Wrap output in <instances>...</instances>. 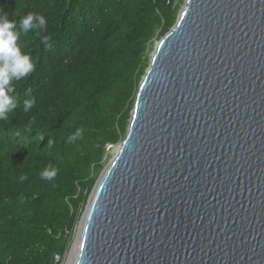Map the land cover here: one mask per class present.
<instances>
[{
	"label": "water",
	"instance_id": "1",
	"mask_svg": "<svg viewBox=\"0 0 264 264\" xmlns=\"http://www.w3.org/2000/svg\"><path fill=\"white\" fill-rule=\"evenodd\" d=\"M76 243L73 264H264V0H184Z\"/></svg>",
	"mask_w": 264,
	"mask_h": 264
},
{
	"label": "trees",
	"instance_id": "2",
	"mask_svg": "<svg viewBox=\"0 0 264 264\" xmlns=\"http://www.w3.org/2000/svg\"><path fill=\"white\" fill-rule=\"evenodd\" d=\"M174 0H0V264H55L125 138Z\"/></svg>",
	"mask_w": 264,
	"mask_h": 264
},
{
	"label": "rangeland",
	"instance_id": "3",
	"mask_svg": "<svg viewBox=\"0 0 264 264\" xmlns=\"http://www.w3.org/2000/svg\"><path fill=\"white\" fill-rule=\"evenodd\" d=\"M174 1H175V5H179V10H180V8L183 6L184 0H174ZM179 10H178V11H179ZM159 40H160V39H159ZM159 40H157V41L155 42V44H156ZM155 44H154V46H155ZM154 46H153V48H152V50H151V52H150V54H149V59H150L151 53H152V51H153V49H154ZM147 68H148V66H147ZM147 68H145V71L147 70ZM129 119H130V118H129ZM129 119H128V121H127L128 123H129ZM127 127H128V126H127ZM126 131H127V128H126ZM126 131H125V133H126ZM120 143H121V142H119V143H117L116 145H114L115 149L119 146ZM106 153L108 154V158H107V160H106V162H105V164H104L103 169L99 171V175H98V177H97L96 182L98 181V179H99V177L101 176L103 170L106 168V166L108 165V163L110 162V160L113 158V156H114V154H115V152H114V153H112V152H106ZM95 184H96V183H95ZM95 184H94V186H95ZM94 186H93V188H94ZM93 188H92V190H91V193H92V191H93ZM91 193H90V194H91ZM90 194H89V196H90ZM89 196H88V198H89ZM88 198H87V201H88ZM87 201H86V204L84 205L83 208L80 207V208L82 209V211L79 213V220H78V223H77L76 227L74 228V230L70 233V239H69L70 244H69L68 249L66 250V252L62 255V259H61L60 264H67V261H68L69 255H70V253H71V251H72V249H73V246H74L75 241H76V238H77V234H78V231H79L80 221H81V218H82L83 215H84V211H85V208H86V205H87Z\"/></svg>",
	"mask_w": 264,
	"mask_h": 264
},
{
	"label": "built area",
	"instance_id": "4",
	"mask_svg": "<svg viewBox=\"0 0 264 264\" xmlns=\"http://www.w3.org/2000/svg\"><path fill=\"white\" fill-rule=\"evenodd\" d=\"M115 151H116V149H115L114 145H110V144L106 145V152L114 153ZM64 236L68 240L70 239V233L68 231H65ZM61 259H62V255H59V254H55L53 257V261L55 264H60Z\"/></svg>",
	"mask_w": 264,
	"mask_h": 264
},
{
	"label": "bare ground",
	"instance_id": "5",
	"mask_svg": "<svg viewBox=\"0 0 264 264\" xmlns=\"http://www.w3.org/2000/svg\"><path fill=\"white\" fill-rule=\"evenodd\" d=\"M117 148H116V152H117ZM76 249H77V243L75 244L74 248L72 249V251H71V253L69 255L67 264H73L74 258H75V254H76Z\"/></svg>",
	"mask_w": 264,
	"mask_h": 264
}]
</instances>
